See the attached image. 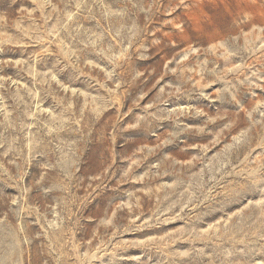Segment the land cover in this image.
<instances>
[{"label": "rangeland", "instance_id": "1", "mask_svg": "<svg viewBox=\"0 0 264 264\" xmlns=\"http://www.w3.org/2000/svg\"><path fill=\"white\" fill-rule=\"evenodd\" d=\"M0 264H264V0H0Z\"/></svg>", "mask_w": 264, "mask_h": 264}]
</instances>
